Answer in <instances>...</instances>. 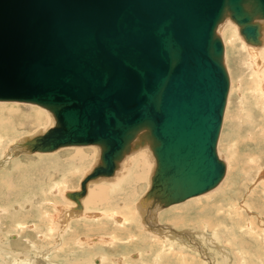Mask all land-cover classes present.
I'll use <instances>...</instances> for the list:
<instances>
[{"label": "water", "instance_id": "obj_1", "mask_svg": "<svg viewBox=\"0 0 264 264\" xmlns=\"http://www.w3.org/2000/svg\"><path fill=\"white\" fill-rule=\"evenodd\" d=\"M263 44L264 0H0V101L37 105L54 124L25 152L94 145L79 189L112 177L132 151L154 158L141 206L167 208L216 188L229 93L218 27Z\"/></svg>", "mask_w": 264, "mask_h": 264}, {"label": "rangeland", "instance_id": "obj_2", "mask_svg": "<svg viewBox=\"0 0 264 264\" xmlns=\"http://www.w3.org/2000/svg\"><path fill=\"white\" fill-rule=\"evenodd\" d=\"M225 26L235 34L233 39L224 38L230 88L217 143L220 157L227 160L226 175L212 191L160 211L154 222L161 228L163 224L169 227L165 232H179L182 236L194 231L193 227L199 223L210 224L216 234L208 231L203 241L197 239L204 256L195 252L197 256H191L190 246L182 253L177 244L171 248L159 238L163 235L153 234V230L141 222L135 202L145 192L148 174L154 165L146 153V157L135 158L144 164L139 185L129 197L118 202L120 205L113 207L117 211L114 217L113 211L90 201L89 205H84L85 213L64 222L61 212L71 202L63 192L79 189L80 179L96 157L95 148L83 147L81 149L90 154L87 162L81 164L75 158V148H62L52 154L17 156L1 168L0 264H129L131 260L133 264H240L241 261L264 264V179L259 178L264 166V80L261 84L251 76L263 73L264 58L260 55L261 64L259 60L256 65L260 66H256L236 27L230 22ZM33 108L42 111L43 116ZM49 122L47 113L39 106L0 103V158L10 142L47 128ZM134 168L133 164L123 177ZM115 181L101 184L112 185ZM101 184L91 185L89 190ZM231 205H236V209ZM129 211L135 213L137 221L117 223L116 219L126 214L132 219ZM171 211H174L172 215L166 216ZM197 211L203 213L199 215ZM49 223L54 228L52 231ZM162 241L168 245H163ZM89 242H93L92 246H88Z\"/></svg>", "mask_w": 264, "mask_h": 264}, {"label": "bare ground", "instance_id": "obj_3", "mask_svg": "<svg viewBox=\"0 0 264 264\" xmlns=\"http://www.w3.org/2000/svg\"><path fill=\"white\" fill-rule=\"evenodd\" d=\"M227 22H230L231 24H233L235 27H236V29H237V34H238V36L240 37V39L243 41V43L249 48V52H250V54H251V56L254 58V64L256 65V63L260 60V64H261V59H260V55H262L263 56V58H264V38H263V44L262 45H260V46H252V45H249V44H247V43H245V41L243 40V38L241 37V35L239 34V32H238V27H237V25L235 24V23H233L232 21H230V20H225L222 24H220L219 25V27H218V33L220 34V36H221V38H222V41H223V44H224V58H225V65H226V49H225V41H224V38H225V36H228L230 39H233V38H235V34H234V31H233V29H228L229 28V26H225L226 24H227ZM225 24V25H224ZM223 26H225V27H223ZM224 28V30H223V32H221L220 33V30H221V28ZM228 31H229V33H228ZM223 33V36L221 35ZM232 41V40H231ZM233 44V43H232ZM243 45V44H242ZM243 48H244V50H245V47L243 46ZM256 66H260V65H256ZM226 68H227V65H226ZM264 66L262 67V71H263V73H258V75L256 74V73H252V75L251 76H254L255 78H253L254 80H260L259 82L261 83V81H262V83H263V80H264ZM254 70H256L255 68H253ZM228 71V70H227ZM258 71V70H257ZM260 72V71H259ZM229 74V73H228ZM230 79V78H229ZM261 83V84H262ZM229 88H230V85H229ZM258 88V87H257ZM263 90V89H262ZM261 91V90H260ZM264 91V90H263ZM255 92V91H254ZM262 92V91H261ZM229 94V93H228ZM258 95V94H257ZM263 96L261 95V98H262ZM227 99H228V97H227ZM0 103H9V102H5V101H0ZM12 103H20V102H12ZM3 105V104H2ZM4 106V105H3ZM33 107H35V105H33ZM36 107H38L37 105H36ZM226 107H227V103H226ZM226 107H225V109H226ZM39 108H41V107H39ZM41 109H43L46 113H47V115H48V117H49V119H50V126H48L47 128H49V127H51L52 126V122H53V116H51L50 114V112H48L47 110H45L44 108H41ZM32 110V109H31ZM35 110V112L41 117V116H43V112L42 111H40V110H36V109H34L33 108V111ZM31 113V112H30ZM224 114H225V112H224ZM223 118H224V116H223ZM35 119V118H34ZM222 124H223V122H222ZM222 127V126H221ZM47 128H45V129H40V130H37V131H35L34 133H32V134H30V135H27L28 137H32V136H34V135H36V134H39V133H42V132H44V131H46V129ZM221 132V131H220ZM27 136H21V137H19L17 140H15V141H12V142H10L9 143V145H7L6 146V148L4 149V151H2L3 152V156L1 155V158H0V170H1V168H3L7 163H8V161H14L15 159L14 158H16L17 156H21V155H25V154H27V155H37V154H39V155H46V154H52V153H54V152H52V153H31V154H29V153H27V152H25V149L23 148V146H22V143H23V141L25 140V138L27 137ZM83 147H93V148H95V150H96V157H95V159L93 160V162H92V164H91V166L89 167V169L83 174V176H85V174H87L92 168H93V166L96 164V162H97V160H98V157H99V148L97 147V146H94V145H88V146H68V147H64V148H75V150H77L76 151V153H75V158H76V160L78 161L77 163H82V162H87V160H88V158H89V156H88V154H90V153H86V151H84V150H82L81 148H83ZM4 148V147H3ZM60 149H62V148H60ZM60 149H58V150H60ZM58 150H56L55 152H57ZM218 151V150H217ZM24 153V154H23ZM144 153H146L147 155H148V157H149V159L151 160V162L153 163L154 162V158H153V156H152V153H151V151H149V148L148 147H140V148H138L137 150H134V151H132L129 155H127L126 157H125V159L120 163V165H119V167H118V169L115 171V173H114V175L112 176V177H107V178H98V179H96V180H94V181H90L88 184H87V192H86V194H85V196L83 197V198H81V200H80V202H81V206H82V208H80V209H77V208H75V206H74V204H73V202H72V200H70L69 199V201L71 202V203H67V207L65 208V209H63L62 210V212H61V214H62V217H63V221L64 222H66L67 221V219H71V218H75V217H79V216H81L83 213H85V206L84 205H86V204H88L90 201H91V203L92 204H94V205H101V206H103L104 208L103 209H105V210H110V211H113L114 213L112 214V217H114V215L116 214V212L117 211H115V209H113V207H117V205L120 203L119 201L121 200V201H123V199L124 198H127V197H129L130 196V194L132 193V192H134L136 189H137V186L139 185V182H140V179H141V177H142V173H141V171L143 170V167H144V164H143V162L142 161H137L135 158L136 157H138V156H140V155H144ZM151 153V154H150ZM219 154V153H218ZM145 156V155H144ZM152 156V157H151ZM220 156V155H219ZM146 157V156H145ZM152 158H153V160H152ZM225 161V160H224ZM227 161V160H226ZM226 161H225V163H226ZM155 163V162H154ZM133 164L135 165V168L134 169H132V170H130V172L128 173V177L127 176H125V177H127V178H125V177H123V175H125L126 173H127V170L129 169V168H131L132 166H133ZM71 166H73V164H70V167ZM69 167V168H70ZM74 168V167H73ZM153 168H154V165L153 166H151V169H150V171H149V174H148V185H147V188H146V190H145V192L147 191V189L149 188V186H150V178H151V174H152V171H153ZM144 170H146V169H144ZM69 171V170H68ZM226 172H227V163H226ZM226 172H225V175H226ZM121 174V176L119 177V178H117L119 175ZM225 175H224V177H225ZM83 176H82V178H83ZM224 177H223V179H224ZM82 178L80 179V181L82 180ZM259 178L260 179H264V166L262 167V169H261V171H260V173H259ZM222 179V180H223ZM113 180H116L115 181V183H113L112 185L111 184H107V185H102L101 183H110L111 181H113ZM221 180V181H222ZM80 181H79V185H80ZM121 182V183H120ZM101 184V186H99V187H97L95 190L93 189L92 190V188L89 190V188L91 187V185H94V184ZM120 183V184H119ZM221 183V182H220ZM219 183V184H220ZM118 184V185H117ZM218 184V185H219ZM115 185V186H114ZM97 186V185H96ZM215 189V188H214ZM58 190L59 189H56V191L58 192ZM77 190V189H76ZM70 191H72V190H70ZM212 191V190H211ZM145 192L143 193V194H141L140 196H139V198H138V200L135 202V210L137 211V213H138V215L140 216V219H141V222L144 224V226H146L148 229H150V230H153L152 231V233L154 234H157V235H163V236H161V237H159V238H161L163 241H165L166 243H169V245L171 246V248L174 246V245H178V247L177 248H179L178 250H179V252H183L184 250H185V248H187L188 246H190V251L188 252L191 256H193V257H196L197 255L198 256H201V257H203L204 256V254H203V250H202V253H201V249H200V247H199V240L201 241V239H202V241L204 240V235H206V233L208 232V231H211V232H213V233H215L216 234V231H215V229L214 228H212V227H210L209 225L210 224H201V223H199V226H195V227H193V229H194V231H192V232H190V233H187V234H185V233H183V236L182 235H180V233L179 232H172L171 230V228H170V231L171 232H165V230H167V229H169V227H167V226H165L164 224L163 225H161V226H164L163 228H161V227H159L157 224H154V222H156V220H157V217H159V212L161 211L162 212V210L164 211L165 209H167V208H169V207H171V206H169V207H167V208H159V207H157V206H154V207H151V206H149V204L147 205V207H146V205L145 206H141V203H140V201H142V196L145 194ZM210 192V191H209ZM65 193H66V191L65 192H63V196L66 198V196H65ZM206 193H208V192H206ZM205 193V194H206ZM60 194V193H59ZM203 195V194H202ZM201 196V195H200ZM199 198V196H196V198ZM193 198H195V197H193ZM193 198H189V199H193ZM67 199V198H66ZM189 199H187V200H189ZM68 200V199H67ZM119 202V203H118ZM185 202V201H184ZM86 203V204H85ZM183 203V202H182ZM179 204V203H178ZM89 205V204H88ZM120 205V204H119ZM174 205H177V204H174ZM174 205H172V206H174ZM91 206V205H90ZM87 207V206H86ZM231 207H232V209L233 210H235L236 209V205H231ZM95 208V207H94ZM110 208H112V209H110ZM5 209V208H4ZM4 209H2V212L4 211ZM91 209V208H90ZM189 209H190V207H189ZM241 209V208H240ZM79 210H82L81 212H79ZM86 210H87V208H86ZM108 210V211H109ZM239 211V210H238ZM88 212H90V211H88ZM168 212V211H167ZM174 211H171L170 213H168L166 216H171L172 215V213H173ZM9 213V212H8ZM129 213L131 214V216H132V219L131 218H129V216H128V214H126V215H123V217H122V219H121V217H118L116 220H118L117 221V223H129V224H133L134 222H136L137 221V217H136V215H135V213L133 212V211H129ZM203 213L202 211L200 212V211H197V213L196 214H199V215H201V214ZM10 214V213H9ZM105 215V214H104ZM107 215H109V214H107ZM198 215V216H199ZM106 216V215H105ZM162 216V215H161ZM16 217V216H15ZM50 217V216H49ZM61 217V216H60ZM167 218V217H166ZM12 220H13V218H11ZM82 219H84V218H82ZM90 219H95V218H90ZM90 219H89V222H90ZM115 219V218H114ZM200 219V218H199ZM59 220V219H58ZM208 219H206V221H207ZM134 221V222H133ZM139 221V220H138ZM15 222V221H14ZM20 222V221H19ZM100 222V221H99ZM175 222V221H174ZM91 223H92V220H91ZM170 223H172V222H170ZM50 224L51 223H49V225H48V228H50V230L51 229H54L53 228V226L51 225L50 226ZM99 224V223H98ZM192 224V223H191ZM79 225V224H78ZM20 226H21V224H20ZM129 226V225H128ZM57 227V226H56ZM217 228V227H216ZM257 228V227H256ZM57 229V228H56ZM49 230V229H48ZM52 231V230H51ZM50 231V232H51ZM56 231V230H55ZM116 231V230H115ZM176 231V230H175ZM243 231V230H242ZM1 232V231H0ZM112 234V233H111ZM215 234H213V235H215ZM194 235L196 236L195 238H194ZM49 236V235H48ZM129 236H131V235H129ZM132 237H133V235H132ZM152 237V236H151ZM51 238V237H50ZM57 238V237H56ZM114 238V237H113ZM113 238L111 239V241L113 242ZM136 238V237H135ZM154 238V237H153ZM206 238V237H205ZM88 239V238H87ZM156 239V238H155ZM197 239H198V241H197ZM211 239V238H210ZM214 239H216V238H213V240ZM74 240V239H73ZM85 240V239H84ZM92 240V239H91ZM154 240V239H153ZM157 240V239H156ZM156 240H155V242H156ZM213 240H211V241H213ZM161 242L163 245H168V244H166V243H164V242ZM217 241V240H216ZM215 241V242H216ZM221 241V240H220ZM82 242V241H81ZM157 242H159L158 240H157ZM214 242V241H213ZM213 242H211V244L213 243ZM90 243V244H89ZM88 244V246H92V243L91 242H89ZM161 243H158V244H161ZM206 243V242H205ZM217 243V242H216ZM82 244V243H81ZM80 244V245H81ZM189 244V245H188ZM207 244V243H206ZM62 246H63V244H62ZM170 246H168V248H170ZM163 248V247H162ZM217 248V247H216ZM55 249V248H54ZM172 250V249H171ZM174 250V249H173ZM189 250V249H188ZM187 250V251H188ZM193 252H195V253H197V255H195V254H193ZM222 252H224V250L222 251ZM158 254H160V253H158ZM193 254V255H192ZM179 255V254H178ZM205 255H206V253H205ZM169 256V255H168ZM186 256V255H185ZM184 256V257H185ZM83 257V256H82ZM81 257V258H82ZM187 257V256H186ZM92 258V257H91ZM156 258V257H155ZM187 258H189V257H187ZM243 258V257H242ZM125 259V258H124ZM192 259V258H191ZM91 260V259H90ZM193 260V259H192ZM200 260V259H199ZM198 260V261H199ZM202 260V259H201ZM204 260V259H203ZM207 260V259H206ZM124 261H126V260H124ZM123 261V262H124ZM225 261H227V258L226 259H224V262ZM1 262V261H0ZM89 262V261H88ZM91 262V261H90ZM131 262L132 263H129V264H133V261L131 260ZM210 262V261H209ZM137 263V262H136ZM186 263V262H185ZM193 263H194V261H193ZM225 263H227V262H225ZM240 264H244V262L242 263V261L241 262H239ZM192 264V263H191ZM210 264H212V263H210Z\"/></svg>", "mask_w": 264, "mask_h": 264}]
</instances>
